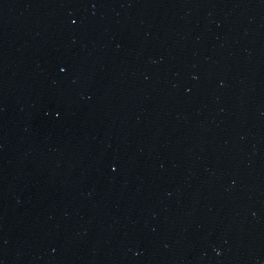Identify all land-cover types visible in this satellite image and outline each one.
Returning <instances> with one entry per match:
<instances>
[{
  "label": "water",
  "instance_id": "95a60500",
  "mask_svg": "<svg viewBox=\"0 0 264 264\" xmlns=\"http://www.w3.org/2000/svg\"><path fill=\"white\" fill-rule=\"evenodd\" d=\"M0 264H264V0H0Z\"/></svg>",
  "mask_w": 264,
  "mask_h": 264
}]
</instances>
